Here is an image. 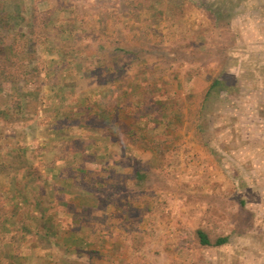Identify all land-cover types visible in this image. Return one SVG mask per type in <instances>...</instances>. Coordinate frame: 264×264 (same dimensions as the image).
Masks as SVG:
<instances>
[{
    "label": "rangeland",
    "instance_id": "374dc122",
    "mask_svg": "<svg viewBox=\"0 0 264 264\" xmlns=\"http://www.w3.org/2000/svg\"><path fill=\"white\" fill-rule=\"evenodd\" d=\"M87 96L114 131L69 126ZM48 263L264 264V0H0V264Z\"/></svg>",
    "mask_w": 264,
    "mask_h": 264
},
{
    "label": "trees",
    "instance_id": "16d2710c",
    "mask_svg": "<svg viewBox=\"0 0 264 264\" xmlns=\"http://www.w3.org/2000/svg\"><path fill=\"white\" fill-rule=\"evenodd\" d=\"M188 80H191V79H188ZM176 81H177L178 86H182V82L179 78ZM222 85H224L223 79L221 77L215 78L214 81L212 82V84L209 86V89L207 91L206 96H208L212 91H215L218 88H220ZM112 90H113L112 93H113L114 97H122L123 95L131 96V95H134L136 92L135 91L136 89L133 85L126 86V89L123 90L122 93H119L120 92L119 90H114V89H112ZM155 99H156L155 100L156 103H150V105H148L147 102L143 101V100L139 101L138 103L135 102V104L132 105L134 107V112H138L141 108V116L136 122H134L132 124V128H135V129L137 128L144 135H145V129H146V127H148V125L151 123V121L157 120V117L155 116L157 113H159V114L161 113V115H164V116L168 115L166 113L168 110L167 109L168 107H167L166 103H164L163 97H161V95L159 94V95L155 96ZM90 102L92 103L93 101L90 98V96L89 97L87 96V97L81 98L79 105H77V107L76 106L73 108L71 107L70 113H69V115H70L69 117H71V120H70L71 123L69 124V126H78V127H81L82 129H83V127H86L87 124L90 126L91 125L96 126L97 123L96 122L91 123L90 120L96 119L98 116H101L103 119L106 120V122H107L106 126H109L111 130L116 129L117 125L121 123V121H120V117L122 115L121 112L123 114L124 113L126 114L127 113L126 111L128 108L127 105L129 104V103H127V104H121L120 105V103L117 102V104H115L114 107L107 108L106 106L101 107L100 106L101 101L98 100V101H94L95 105H94V107H91V109H88V108H87L88 110H86V108L82 109V106L88 107ZM149 106H151V107H149ZM145 110H147V111H145ZM88 111L90 113H88ZM142 115L146 116L145 120H141V118H143ZM158 121H160V120L158 119ZM142 123L144 125H140ZM131 133L137 134V132H135V130L131 131ZM149 140H151V139H149ZM154 148H155V146H154ZM88 172L93 173L91 170H88ZM137 175L141 176L140 172H137ZM242 202H244V201H242ZM17 228H19L20 232L16 230ZM42 230H43V236L47 237L48 241H52V237L54 236V232L52 231V228L50 227V225L45 222L44 225L42 226ZM36 232H37V230H35L29 223L25 222L21 227H18V225H14V227H8L7 226L4 234L8 235V240L10 242H15V239L17 238L18 233L25 235L26 237L29 235H32L33 237H31V238L27 237L26 239H24L25 241H27L28 244H30V242L33 240L32 238H35V236H37L38 232L37 233ZM74 233H75V231H72V233H71L72 234V236L70 237L71 245L70 244L67 245L69 250L75 251V249H72V247L74 245H76L75 246L76 249H78V247L81 249L85 248L86 250H89L88 252L90 253V255H92L94 253L93 251L96 250L97 247H103V245L100 242L89 241L85 237L80 238L78 240L77 237H74ZM212 233L213 232L209 231L208 229L200 227V228L196 229L195 237L200 244H202L204 246H213V247L222 246V245L228 243L231 239L230 234H216V235L214 234L213 235ZM10 234H12V235L9 239ZM34 234H36V235L34 236ZM21 251H16V253L14 254V258L16 261H17V259H19L21 257V255H22ZM16 261H14V263Z\"/></svg>",
    "mask_w": 264,
    "mask_h": 264
}]
</instances>
